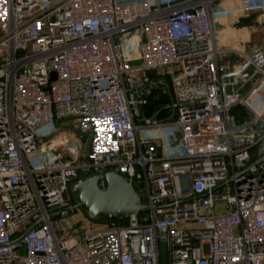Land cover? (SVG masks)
I'll return each mask as SVG.
<instances>
[{
  "label": "built area",
  "instance_id": "built-area-1",
  "mask_svg": "<svg viewBox=\"0 0 264 264\" xmlns=\"http://www.w3.org/2000/svg\"><path fill=\"white\" fill-rule=\"evenodd\" d=\"M227 1L0 0V264H264V51L220 46ZM104 173L148 210L74 208Z\"/></svg>",
  "mask_w": 264,
  "mask_h": 264
},
{
  "label": "water",
  "instance_id": "water-1",
  "mask_svg": "<svg viewBox=\"0 0 264 264\" xmlns=\"http://www.w3.org/2000/svg\"><path fill=\"white\" fill-rule=\"evenodd\" d=\"M105 181L106 188L100 187ZM78 202L74 208L84 207L94 217H129L148 210L141 196L120 175L104 173L92 176L79 184L75 190Z\"/></svg>",
  "mask_w": 264,
  "mask_h": 264
},
{
  "label": "rangeland",
  "instance_id": "rangeland-1",
  "mask_svg": "<svg viewBox=\"0 0 264 264\" xmlns=\"http://www.w3.org/2000/svg\"><path fill=\"white\" fill-rule=\"evenodd\" d=\"M218 10L215 27L221 47L245 49L247 52L260 48L264 51V10L245 13L241 10L240 0H229ZM72 196L77 203L76 195L72 193ZM80 221L76 219L77 223ZM205 251L208 252V246H205ZM166 260L163 251L162 264H166Z\"/></svg>",
  "mask_w": 264,
  "mask_h": 264
},
{
  "label": "crops",
  "instance_id": "crops-1",
  "mask_svg": "<svg viewBox=\"0 0 264 264\" xmlns=\"http://www.w3.org/2000/svg\"><path fill=\"white\" fill-rule=\"evenodd\" d=\"M245 50V49H244Z\"/></svg>",
  "mask_w": 264,
  "mask_h": 264
},
{
  "label": "trees",
  "instance_id": "trees-1",
  "mask_svg": "<svg viewBox=\"0 0 264 264\" xmlns=\"http://www.w3.org/2000/svg\"><path fill=\"white\" fill-rule=\"evenodd\" d=\"M84 208V207H83Z\"/></svg>",
  "mask_w": 264,
  "mask_h": 264
}]
</instances>
